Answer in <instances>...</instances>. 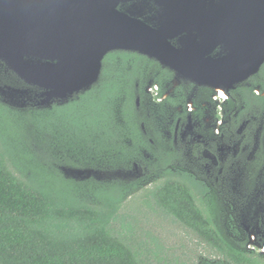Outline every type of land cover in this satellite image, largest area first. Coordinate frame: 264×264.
I'll list each match as a JSON object with an SVG mask.
<instances>
[{"label":"trees","instance_id":"16d2710c","mask_svg":"<svg viewBox=\"0 0 264 264\" xmlns=\"http://www.w3.org/2000/svg\"><path fill=\"white\" fill-rule=\"evenodd\" d=\"M148 61L110 53L91 90L51 109L0 101V264H251L223 235L218 198L204 212L190 175L155 170L154 160L133 179L75 180L61 170H132L147 160L136 96ZM150 217L182 226L195 249L163 243L145 229Z\"/></svg>","mask_w":264,"mask_h":264},{"label":"water","instance_id":"95a60500","mask_svg":"<svg viewBox=\"0 0 264 264\" xmlns=\"http://www.w3.org/2000/svg\"><path fill=\"white\" fill-rule=\"evenodd\" d=\"M234 1L237 10L229 9ZM229 26L241 35L234 46L227 41L226 53L234 47L237 60L257 71L264 61V0H0V101L15 109L67 104L99 82L113 52L144 55L175 70L195 56L206 63L205 85L243 81L248 74H222L219 33ZM176 34L186 40L177 47ZM61 170L75 180L142 174L137 163L113 172Z\"/></svg>","mask_w":264,"mask_h":264},{"label":"flooded vegetation","instance_id":"af4514ba","mask_svg":"<svg viewBox=\"0 0 264 264\" xmlns=\"http://www.w3.org/2000/svg\"><path fill=\"white\" fill-rule=\"evenodd\" d=\"M235 4L229 2V9L237 10ZM230 31L231 26L219 33L222 74H248L243 81L223 80L210 87L200 81L206 69L200 58L182 56L175 70L140 55L151 66L144 69L150 80L143 95L136 96V108L146 119L141 123L145 146L140 150L147 159L137 165L141 176L151 171L149 161L154 160L155 170L195 178L200 193L194 195L202 210L208 212L214 194L223 235L233 240L238 252L251 257V264H264V61L251 73L256 66L240 63L234 47L233 56L226 53L227 41L234 46L241 35L234 32L225 38ZM250 36L252 43L253 33ZM180 39L186 41L176 34L173 45L177 47Z\"/></svg>","mask_w":264,"mask_h":264},{"label":"rangeland","instance_id":"374dc122","mask_svg":"<svg viewBox=\"0 0 264 264\" xmlns=\"http://www.w3.org/2000/svg\"><path fill=\"white\" fill-rule=\"evenodd\" d=\"M140 196L141 193H139V195L136 198H140ZM153 220L155 225L154 226L148 225L146 226L145 229L152 230V233L155 236L160 237L163 243L169 244L170 246L176 245L177 248H179L182 243H185L187 244V249L190 248L191 252L195 249V244H196L195 238H193V235L191 233L182 229V226L171 225V227L168 226L166 227V225L163 224L161 219H156V217L155 218L150 217V221Z\"/></svg>","mask_w":264,"mask_h":264}]
</instances>
